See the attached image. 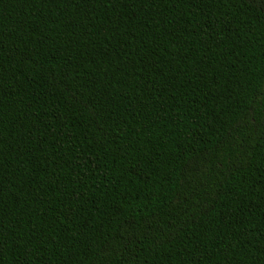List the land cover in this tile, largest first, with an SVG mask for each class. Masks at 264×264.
Returning a JSON list of instances; mask_svg holds the SVG:
<instances>
[{
    "label": "trees",
    "instance_id": "16d2710c",
    "mask_svg": "<svg viewBox=\"0 0 264 264\" xmlns=\"http://www.w3.org/2000/svg\"><path fill=\"white\" fill-rule=\"evenodd\" d=\"M0 264H264V0H0Z\"/></svg>",
    "mask_w": 264,
    "mask_h": 264
}]
</instances>
